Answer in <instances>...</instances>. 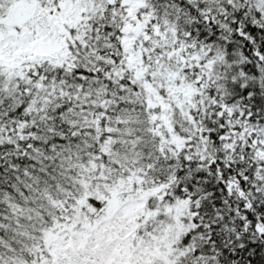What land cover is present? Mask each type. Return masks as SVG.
I'll return each instance as SVG.
<instances>
[{"label": "snow or ice", "instance_id": "6c2138e0", "mask_svg": "<svg viewBox=\"0 0 264 264\" xmlns=\"http://www.w3.org/2000/svg\"><path fill=\"white\" fill-rule=\"evenodd\" d=\"M0 264H264V0H0Z\"/></svg>", "mask_w": 264, "mask_h": 264}]
</instances>
